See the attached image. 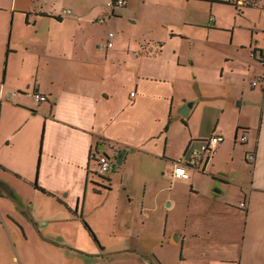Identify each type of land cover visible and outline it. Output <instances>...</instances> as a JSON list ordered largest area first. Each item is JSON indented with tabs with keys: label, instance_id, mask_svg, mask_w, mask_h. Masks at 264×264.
<instances>
[{
	"label": "crops",
	"instance_id": "crops-1",
	"mask_svg": "<svg viewBox=\"0 0 264 264\" xmlns=\"http://www.w3.org/2000/svg\"><path fill=\"white\" fill-rule=\"evenodd\" d=\"M109 1L0 0V264H264V0Z\"/></svg>",
	"mask_w": 264,
	"mask_h": 264
},
{
	"label": "built area",
	"instance_id": "built-area-1",
	"mask_svg": "<svg viewBox=\"0 0 264 264\" xmlns=\"http://www.w3.org/2000/svg\"><path fill=\"white\" fill-rule=\"evenodd\" d=\"M249 1L254 4L256 3L258 0H235V2L239 5H243L249 3ZM125 4V0H110L108 2V6L111 7L112 9L115 7H122ZM65 14H71L72 10L70 8H67L63 11ZM101 21H104V18L100 19ZM116 33L113 30H110L108 32V37H109V41L107 42V46L111 47L114 43V38H115ZM259 59L264 63V50H262L260 52V57ZM264 78V76H263ZM262 79L257 78L255 80L252 81V83L255 85L257 84V82ZM12 95L15 94V92L11 93ZM135 92H132L131 95H134ZM34 97L39 100V101H45L48 100V96L46 94H42V93H35ZM224 135L221 133H215L212 136L202 140L200 142V146L196 147V148H192L190 151L191 157L189 159V161L187 162H179L176 163L173 167L172 173L173 176L175 177H180V178H189L190 177V171L189 168L190 167H196V168H200V163L203 161V159L205 158V156H210L216 146L221 143L224 140ZM248 138V134L245 132V130H242L237 138V140L241 143L246 142ZM256 155L253 153H249V159L250 160H255ZM96 173L98 174H105L111 170H113L116 166V160L115 157L113 158L112 156H110L109 154L105 153V152H99L96 155ZM239 207L241 208H245L246 207V202L245 200L241 201L239 203Z\"/></svg>",
	"mask_w": 264,
	"mask_h": 264
},
{
	"label": "rangeland",
	"instance_id": "rangeland-1",
	"mask_svg": "<svg viewBox=\"0 0 264 264\" xmlns=\"http://www.w3.org/2000/svg\"><path fill=\"white\" fill-rule=\"evenodd\" d=\"M107 6H108V3H107ZM8 198L7 199H1L0 198V205H4L5 204V208L9 211H13V196H7ZM4 251V254H5V258H6V261L5 263L6 264H17L15 262H17L16 260L13 259L12 260V256L14 254H17V245H14L13 242H11L9 239H7V244L6 246L4 247L3 249ZM239 262V257L238 259H236V263L235 264H238ZM186 264H199V262H187Z\"/></svg>",
	"mask_w": 264,
	"mask_h": 264
},
{
	"label": "trees",
	"instance_id": "trees-1",
	"mask_svg": "<svg viewBox=\"0 0 264 264\" xmlns=\"http://www.w3.org/2000/svg\"><path fill=\"white\" fill-rule=\"evenodd\" d=\"M35 187H37L38 189L42 190L43 192L45 193H50V194H53L52 192H49L48 190H46L45 188L39 186L37 183H35ZM84 221V224L86 226V228L88 229L89 233L91 234V236L96 240H97V237L95 235V232L93 231V229L90 227V225L83 219Z\"/></svg>",
	"mask_w": 264,
	"mask_h": 264
},
{
	"label": "water",
	"instance_id": "water-1",
	"mask_svg": "<svg viewBox=\"0 0 264 264\" xmlns=\"http://www.w3.org/2000/svg\"><path fill=\"white\" fill-rule=\"evenodd\" d=\"M125 153V150H121L118 154H117V161L116 163L120 164L121 163V160H119V158L122 157V155ZM116 160V159H115Z\"/></svg>",
	"mask_w": 264,
	"mask_h": 264
}]
</instances>
